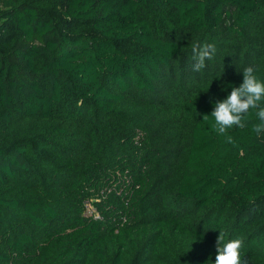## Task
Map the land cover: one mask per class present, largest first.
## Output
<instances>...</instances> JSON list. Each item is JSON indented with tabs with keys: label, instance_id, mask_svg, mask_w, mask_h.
<instances>
[{
	"label": "trees",
	"instance_id": "trees-1",
	"mask_svg": "<svg viewBox=\"0 0 264 264\" xmlns=\"http://www.w3.org/2000/svg\"><path fill=\"white\" fill-rule=\"evenodd\" d=\"M250 65L264 0H0V264H264L255 110L210 116Z\"/></svg>",
	"mask_w": 264,
	"mask_h": 264
},
{
	"label": "clouds",
	"instance_id": "clouds-1",
	"mask_svg": "<svg viewBox=\"0 0 264 264\" xmlns=\"http://www.w3.org/2000/svg\"><path fill=\"white\" fill-rule=\"evenodd\" d=\"M217 48L214 43H194L192 46L194 71H201L206 66V61L212 60ZM255 66L243 69V81L239 86L233 87L226 98L217 100L210 116L214 118L212 128L219 135L225 136L226 143L232 144L234 140L227 135L228 129L233 127L244 128L247 118L255 110L259 123L253 125V132L257 136L264 135V80L257 75ZM203 120L208 121L209 115H203ZM244 240L241 238L225 240V235L220 231L216 241V256L212 264H247L242 249Z\"/></svg>",
	"mask_w": 264,
	"mask_h": 264
},
{
	"label": "built area",
	"instance_id": "built-area-1",
	"mask_svg": "<svg viewBox=\"0 0 264 264\" xmlns=\"http://www.w3.org/2000/svg\"><path fill=\"white\" fill-rule=\"evenodd\" d=\"M85 208H86V214L93 215L94 218H97L98 215L94 212L91 204L89 202L85 203Z\"/></svg>",
	"mask_w": 264,
	"mask_h": 264
}]
</instances>
